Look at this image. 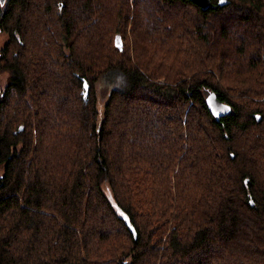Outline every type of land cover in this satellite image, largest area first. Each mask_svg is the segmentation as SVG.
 I'll use <instances>...</instances> for the list:
<instances>
[{"label":"trees","instance_id":"obj_1","mask_svg":"<svg viewBox=\"0 0 264 264\" xmlns=\"http://www.w3.org/2000/svg\"><path fill=\"white\" fill-rule=\"evenodd\" d=\"M105 1L0 3V264H264V0Z\"/></svg>","mask_w":264,"mask_h":264},{"label":"rangeland","instance_id":"obj_2","mask_svg":"<svg viewBox=\"0 0 264 264\" xmlns=\"http://www.w3.org/2000/svg\"><path fill=\"white\" fill-rule=\"evenodd\" d=\"M105 3H107L108 6L110 5V3H111V6L113 5V3L110 0L105 1ZM107 13H108V11H107ZM107 13H106V15H107ZM106 15L104 16V13H103V18L105 20H107ZM116 27L120 29V25L116 26ZM132 31L134 33V36H137L136 32L134 31V28H132V22L130 20L129 24L126 26L124 31L116 32L118 34L122 33L120 35H124L125 43L128 45L129 49L131 48V46L133 44V39H134ZM7 38H8L7 35H5L3 33L0 34V46H2L4 44V42L7 40ZM168 44L169 43L166 42L165 47L162 49L163 52L165 53L166 57L170 56V48H169ZM148 47L153 49L154 45L152 43H150V44H148ZM199 57H201V55ZM214 74H215L216 79L221 82L218 73L214 72ZM7 77H8L7 71H0V90H2L6 86ZM111 87H112V81L107 76L102 77L99 81L96 82V95H97V104L96 105H97V110H98L99 115H101V111L103 110V106H104V104L108 98V94H109ZM231 89H234V87L231 86V88L228 89V92L232 95ZM104 188H105L106 192H108V187L106 185H104Z\"/></svg>","mask_w":264,"mask_h":264},{"label":"water","instance_id":"obj_3","mask_svg":"<svg viewBox=\"0 0 264 264\" xmlns=\"http://www.w3.org/2000/svg\"><path fill=\"white\" fill-rule=\"evenodd\" d=\"M4 1L5 0H0V3L2 4ZM191 1L194 2L196 5H198L202 10H207L213 7L211 0H191ZM218 4L222 5L223 2L219 0ZM117 46L119 48L121 47L120 44H117ZM83 87L86 94L88 91V85L86 82H84ZM205 102L209 112L216 119H219L221 116H224L229 111V106L226 103L219 101L214 93H208L205 97Z\"/></svg>","mask_w":264,"mask_h":264},{"label":"snow or ice","instance_id":"obj_4","mask_svg":"<svg viewBox=\"0 0 264 264\" xmlns=\"http://www.w3.org/2000/svg\"><path fill=\"white\" fill-rule=\"evenodd\" d=\"M221 2H223V0H221Z\"/></svg>","mask_w":264,"mask_h":264}]
</instances>
